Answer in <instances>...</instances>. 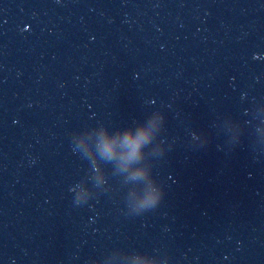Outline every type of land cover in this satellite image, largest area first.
<instances>
[{"label": "water", "instance_id": "obj_1", "mask_svg": "<svg viewBox=\"0 0 264 264\" xmlns=\"http://www.w3.org/2000/svg\"><path fill=\"white\" fill-rule=\"evenodd\" d=\"M0 264H264V0H0Z\"/></svg>", "mask_w": 264, "mask_h": 264}]
</instances>
